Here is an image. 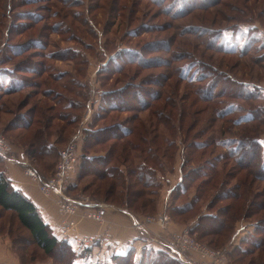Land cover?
Segmentation results:
<instances>
[{
    "label": "rangeland",
    "instance_id": "374dc122",
    "mask_svg": "<svg viewBox=\"0 0 264 264\" xmlns=\"http://www.w3.org/2000/svg\"><path fill=\"white\" fill-rule=\"evenodd\" d=\"M178 1L168 0L167 3L159 4L153 0H0V74L5 69L13 71L15 64L20 63L21 60L29 58V62H42L40 77L33 75H27L26 79L19 77L21 81L24 80V85L18 92L13 89L12 79L8 78L6 83L0 78V136L4 137L12 147L13 152L10 156L16 159L25 157L28 166L37 170L44 179H49L54 175L59 151L70 143L73 136L78 134L82 127L81 144L83 146L84 138H86L85 128L89 121L93 122V125L103 126L111 123H127V120L130 119L133 113L129 111L117 112L111 107L107 108V103L105 104V99L102 98L104 94L108 92L112 94L130 85L140 86L141 84L142 86L144 83L155 80L158 76L161 77V82L162 80L167 81V86L159 91L162 92L163 97L168 95L176 102L175 119H173L175 128L168 131L164 126H160V134L166 140L175 143L174 154L170 161L161 155L159 157L162 170L158 173V178L164 177L165 180L162 182L158 196L150 197L153 200L150 206L139 213L128 211L138 220L146 222L148 228H151L149 227L151 224L159 226L154 222L159 214L164 213L170 216L171 222L166 228L160 226L162 232L159 234L150 229L149 237L160 242L172 241L174 237L180 236L186 228L192 227L197 222V216L215 212L222 205L219 203L216 205L217 207L210 210L208 205L215 192L209 191L196 203L193 211L180 215L182 212L176 211L177 208H182L191 201L196 195L194 187L203 180L200 178L191 189H188V192L183 190L174 192L173 188L180 183V178L185 172L199 169V167H202L201 170L204 172L207 170L204 167L206 161L219 155L226 157V160L218 162L220 167L225 164L226 170L231 174L241 173L243 175L248 172L247 170L238 172L239 168L235 160L229 157L230 149L225 148L221 143L227 139L240 138V130L243 128L244 131H254L255 127L259 125L257 122H251L236 128L227 120L243 115L250 109V104L264 106V100L245 102L239 97L237 98L232 92L238 87H231L225 97L213 99L212 102L207 103L197 95L199 88L201 90L206 82L193 84L194 89L192 85L183 83L178 78L179 70L183 65L190 67L188 63L197 61L229 73L240 84L251 82L264 87V58H262L264 51L259 49L258 45L255 48L252 47L248 56L244 58L238 55H223L214 51V47H209L213 36L210 34L212 31L215 36L220 35L219 32H222L224 28H229L237 23L255 24L264 33V0H225L219 6L211 9L199 8L193 12H190L189 9L187 13L177 15L174 7L183 4L180 0L178 5ZM29 16L32 19L28 18ZM31 27L32 30H29ZM195 27L199 29L195 30ZM243 28H248V26L243 24ZM203 30L208 32L201 35ZM134 32L136 34H133ZM224 34L226 38H229L232 33L225 30ZM33 38H36L38 43H44L47 46L44 49L38 48L41 51L39 55L28 57L32 49L22 55H14L15 50L17 52L20 50L15 46H20ZM157 42L164 44L158 45V48L155 49L148 48L147 44ZM129 49L141 50L144 58L151 59V62L142 65L130 61L127 57L123 60L122 56L127 55L123 51ZM120 53L121 58L118 60L117 57ZM47 54L52 57L46 56ZM111 58L112 60H110ZM3 60H5L4 64H2ZM206 74L210 75L209 72ZM36 82L39 87L34 86ZM225 82L223 81V86H234ZM148 88L158 90L153 86H148ZM69 103L73 106L77 105L78 109H72L68 106ZM230 104H236L239 110L234 109V113L227 115L224 120L216 117L209 123V118L215 117L214 110H223ZM182 108L186 111L188 109L193 114L192 121L187 118L183 124L179 123L178 117ZM159 109L161 113L162 105ZM31 111L33 112L30 113ZM28 113L31 117H35L31 133L34 134L33 131L42 128L46 135L45 141L54 146L53 153H44L45 147H43L38 148L36 154V147H31L34 137L31 146L29 143L30 132L17 128L16 125H10L19 115ZM94 113L95 115L100 114L99 119L100 117H105V119H98L96 123ZM65 114H69L70 118L78 116L77 122L71 127L67 126L66 117H63ZM140 118L146 124H149V121L152 122L150 111L142 113ZM63 126H67L66 131L59 132ZM181 126L184 127L181 128ZM188 128H190V134L187 131ZM259 131L258 137L264 138V125L260 126ZM159 141L162 144V141ZM191 141L213 143L209 149H201L195 146L191 148L189 146ZM111 144L112 142L107 147ZM39 149H43V153H40ZM92 151H103V147L94 148ZM5 157L0 158V172L5 173L8 166L18 167L22 175L37 186L44 198H56L57 203V197H46L42 194L37 182L26 175L25 167L8 161L9 156ZM184 161L187 162L185 169H182L181 165ZM136 162L139 163L140 160L137 159ZM255 165L258 168L253 169L256 175L260 171L261 158L258 157ZM79 168L71 177L72 185L67 193L69 196L84 197L85 200L111 205L123 211L122 204L117 202L116 204L119 205L115 206L113 201L108 204L104 202L103 196L92 195L90 188L85 189L92 184L95 177L87 176L80 179ZM221 168L219 170H222ZM230 180V186H232L237 179L231 178ZM257 184L264 186L263 181H258ZM125 187V184L119 186L118 193H125ZM83 212L80 210L79 215L82 216ZM61 216L64 215L61 214ZM80 219L75 216L77 223ZM255 220L256 218H253L235 223V233L228 234V238L219 245L212 244L211 239H200L196 233H190L191 237H194L200 244L213 250L224 251L226 254L225 264H236L233 254L238 251L233 249L235 247L244 250L248 248V245L243 244L242 241L253 234L255 223L252 222ZM64 221L65 219L62 220L61 225ZM106 221L105 228L101 233V240L97 245L102 244L106 237L113 238L110 225ZM130 221L131 226L139 231L137 227L133 226L131 218ZM171 227L178 228V231L177 229L175 232L170 231ZM0 233L10 236L12 246L15 242L13 249L22 264H71V259L66 258L67 254L62 250L63 248L57 249L52 255L45 254L33 242L29 232L21 226L17 216L12 212L0 210ZM163 245L165 246H163L164 250L160 251L162 255H147L141 250L140 257L134 258V261H141V264H181L172 261L165 255V253L169 255V252L166 245ZM153 256L156 258L151 259ZM170 256L172 257V255ZM191 256L195 258L191 259ZM234 256L237 255L234 254ZM259 256V251H257L253 255L244 257L243 263L240 264H262ZM185 257L188 260H198L199 258L196 253H188ZM183 260L186 259L183 258ZM120 264H134V262L128 261Z\"/></svg>",
    "mask_w": 264,
    "mask_h": 264
},
{
    "label": "trees",
    "instance_id": "16d2710c",
    "mask_svg": "<svg viewBox=\"0 0 264 264\" xmlns=\"http://www.w3.org/2000/svg\"><path fill=\"white\" fill-rule=\"evenodd\" d=\"M153 1H157L159 4L168 2V0ZM174 1L177 0H173V2ZM223 1L225 0H181L183 4L179 7H174V11L178 15L184 12L187 13L189 9L190 12L199 8L207 10L219 6ZM179 3L180 0L178 1V5ZM28 18L32 19L31 16ZM243 24L247 25L248 28H243ZM198 29L199 28L195 27V30ZM29 30H32V27ZM225 30L232 33L229 38L225 37ZM203 31L201 35L208 32L207 30ZM133 34H136V32ZM210 34L213 36L209 43V47H214V51L216 50V52H220L223 55H238L244 58L248 56L252 47L255 48L256 45L259 46V49L264 51V33L255 24H249L248 22L237 23L229 28H224L222 32H219L220 35L215 36L213 31ZM37 43L36 38H33L28 42L20 44V46H15L20 48V50L18 52L15 50L14 55H22L30 49L32 50L29 52L28 57L39 55V53H41L40 49H44L47 46H45L44 43H38L39 46L37 47ZM160 44L164 43L157 42L147 45L148 48L152 47L155 49L158 48ZM12 48H14V46H12ZM123 52L127 54L126 56H122L123 60L127 57L130 61H134L138 64L141 63L142 65L151 62V59L144 58L139 49H129ZM46 56L52 57L50 54ZM120 58L121 53L118 55L117 59L119 60ZM262 58H264V54ZM110 60H112V58ZM29 61L28 58V60H21V64L16 63L13 71L7 69L2 70L0 78L5 80L6 83L8 82V78L12 79L11 83L13 89H16V92L20 91L24 85V80L21 81L19 77L26 79V77H28L27 75L40 77L42 74V62L35 63ZM4 63L5 60H3L2 64ZM188 64L190 67L183 65L180 68L178 78L181 82L189 84L190 86L192 85L194 89L195 86L193 84H202L206 82L201 90L199 88V93L197 95L207 103L212 102L213 99L225 97V94L229 93L231 87H238L232 94L245 102H252L257 99L264 100V88L256 83L242 82L240 84V82L233 79L229 73H225L221 69H217L203 62L193 61L191 64ZM208 72L210 75L206 74ZM223 81L234 86H223ZM166 83V80H162L161 82V77L158 76L155 80L144 83L142 86L141 84L140 86L130 85L114 93L111 92L112 94L109 92L104 94L102 98L105 99L107 108L111 107V109L117 112L126 110L133 113L132 116L127 120V123L121 124L111 123L100 126L93 125L94 123L89 121L85 128L86 138H84L83 146L82 144L80 146L81 158L79 169L81 174L79 178L83 179L87 176L95 177L92 184L85 189L90 188L92 190V195L103 196L104 202L108 204L110 201H113L115 206L119 205L116 204L117 202L122 204L124 212L131 210L139 213L145 211V209L150 206L152 203L151 201H153L150 197L158 196L159 189L163 184L162 182L165 180L164 177H160L161 180L158 178V173L162 170L159 157L161 155L163 158L170 161L174 154L175 143L166 140V138L160 134V126H164L168 131L175 128L173 119H175L174 110L176 109V102L168 95H164L163 97L162 92L159 91L161 88L167 86ZM34 86L39 87L38 82H36ZM148 86H153L154 88H158V90H150ZM219 104L221 105L220 102ZM161 105L162 111L160 113L159 108ZM68 106L72 109H78L77 105L73 106L71 103H69ZM224 109L214 110L213 113L215 117H210L209 123L216 117L224 120L227 115L234 113V109L238 111L239 107L236 104H230ZM146 111H150V115L152 116V122L149 121V124H146L145 121L140 118L141 114ZM32 112L33 111L30 113ZM30 113L19 115L15 122L13 121L10 125H16L17 128L30 132V135H28L29 143L31 146V141L34 137L31 147H36V154L38 152L37 149L43 147H45L44 153H53L54 146L45 141L44 137L46 135L42 128L33 131L35 132L34 134L31 133L35 117H31ZM68 115L69 114H65L63 117H66L67 126L71 127L77 122L78 116H71L72 118H70ZM99 115L100 114L94 116V121H96V123L99 119ZM192 117L193 114L189 112L188 109L186 111L182 108L181 114H179L178 117L179 123L183 124L187 118L192 121ZM103 119H105V117H100L99 120ZM227 122L236 128L242 126V124L247 125L251 122H257L259 124L255 127L254 131H244L243 128L240 130V138L234 140L227 139L221 143L225 148L230 149L229 157L235 160L239 168L238 172L247 170L249 173L247 172L243 175L241 173L235 175L231 174L226 170L225 164L223 167L221 166V168L219 163H221V160H226L224 155H219L212 160H207L204 166L205 169H207L206 171L203 172L201 170L203 168L199 167V169L185 172L183 176H181L180 183L173 188L174 192L176 190L188 192V189H191L200 178H203V180L194 187L196 195L186 206L177 208L178 210L176 211L182 212L180 215L193 211L196 203H198L203 196H206L209 191H212V193L214 191L215 193L211 196L208 207L211 210L219 203H222V205L219 206L215 212H208L197 216V222L192 227L186 229L193 234L196 233L200 239H211L210 242L212 244L219 245L228 238V234L230 235L232 233L233 235L235 233V223L241 220L248 221L256 218V220L252 222L253 224L255 223L253 234L250 235L248 239L244 238L242 241L243 244L248 245V248L244 250L235 247L233 250L238 251V253H234L237 256L232 254L234 262L240 264L243 263L244 257L253 255L255 252L259 251V260L264 264V186L257 184L258 181L264 182V138L258 137V134H260V126L264 125V106H253L250 104V109L243 115L235 119L227 120ZM24 123L25 125H23ZM91 125L93 126L91 127ZM66 127L63 126L59 132H65L67 129ZM183 127L184 126H181V128ZM189 129L190 128L187 130L188 132ZM159 140L162 141V144H160ZM111 142L112 144L107 147ZM212 143L213 142L198 143L191 141L189 146L191 148L195 146L196 148L209 149ZM97 147H103V151L93 152L92 150ZM42 150L43 149H39L40 153H43ZM258 157L261 158L259 169L261 172L259 171L256 176L253 169L257 168L255 163ZM137 159L140 160L139 163L136 162ZM186 162L187 161H184L182 163V169H185ZM219 168L222 170H219ZM231 178L237 179L236 183L232 186H230ZM122 184L126 185L125 193L120 194L117 189ZM0 210L14 213L21 226L29 232L33 242L42 249L45 254L52 255L57 249L63 248L62 250L67 254L66 258L69 257L71 259V264H75V260L78 257L76 251L73 249L75 244L63 239H58L54 235L50 226L42 218L37 206L21 191L14 188L11 180L4 172H0ZM14 247L15 242L13 243V248ZM82 251L86 253L88 249ZM160 251L161 250L158 251L150 248L143 249V252L147 255H162ZM165 255L172 261L186 264L170 253L169 255L165 253ZM170 255H172V257ZM134 258V252H129L125 256L115 257L114 262L120 264L129 261L130 263L134 262V264H141V261L136 262ZM153 258L156 257L153 256L151 259Z\"/></svg>",
    "mask_w": 264,
    "mask_h": 264
},
{
    "label": "built area",
    "instance_id": "2783aa9c",
    "mask_svg": "<svg viewBox=\"0 0 264 264\" xmlns=\"http://www.w3.org/2000/svg\"><path fill=\"white\" fill-rule=\"evenodd\" d=\"M82 131L83 127L80 129L78 134L73 136L70 143L63 150L59 151L55 173L49 179L42 178L35 169L30 168L27 164V161L25 160V157L22 156L21 159H16L10 156V154L13 152L12 147L7 143L5 138L1 136L0 156L3 158H6L5 156H9L10 159L8 161L15 162L16 164L25 167L26 175L37 182L39 189L44 196L57 197V205L62 215L72 217L79 216L81 219L103 224L105 222V205L103 203L95 202L93 200H85L84 197L74 198L67 194L69 188L72 185L71 177L74 173H76V170L80 165V146L83 136ZM80 210L84 211L82 216L79 215ZM129 215L133 226L137 227L141 231H144V234L149 237L150 230L147 226V223L138 220L130 213ZM154 222H156L159 226L166 228L171 220L170 216L162 213L155 218ZM77 225L78 223L75 219H65L61 228L62 239L68 242L71 241L80 250H86L95 247L101 238L97 236H74L71 234V231L77 228ZM191 236L192 235L190 231L186 229L180 236L174 237L172 241L159 242L158 240H154L150 237L149 238L154 242L165 244L170 254L176 256L186 264L226 263V254L224 251L210 249L207 246L200 244L194 237ZM109 239L110 238L106 237L103 239V241H107ZM188 253H196L200 259L198 258V260H188L185 257ZM183 258L186 260H183Z\"/></svg>",
    "mask_w": 264,
    "mask_h": 264
},
{
    "label": "crops",
    "instance_id": "0c3cea01",
    "mask_svg": "<svg viewBox=\"0 0 264 264\" xmlns=\"http://www.w3.org/2000/svg\"><path fill=\"white\" fill-rule=\"evenodd\" d=\"M5 175L11 180L16 190L21 191L37 206L42 218L50 226L54 235L58 239H62V220L75 219V217L61 216L55 200L56 198H44L40 194L37 186L23 176L18 167L13 165L8 166ZM128 216L130 217L128 212L121 211L114 208V206L105 204V220H107L106 222L110 225L113 238L107 241L104 240L102 244L89 248L86 253H83L84 251L74 246L73 249L78 256L75 260V264H116L114 262L115 257L125 256L129 252H134L136 255L135 258L138 259L143 249L164 250L165 246L163 244L151 240L144 234V231L140 229L137 231L134 229L131 226V221ZM105 224L104 222L103 224L97 225V223L93 221L80 219L77 228L72 230L71 234L77 237H101ZM149 227H151L149 230L151 229L154 233L159 234V232H162L160 226L151 224ZM176 229L178 231V228L171 227L170 231L175 232ZM0 264H22L20 258L13 249L10 236L2 233H0Z\"/></svg>",
    "mask_w": 264,
    "mask_h": 264
}]
</instances>
